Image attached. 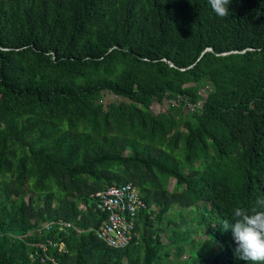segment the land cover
Instances as JSON below:
<instances>
[{
  "label": "trees",
  "instance_id": "1",
  "mask_svg": "<svg viewBox=\"0 0 264 264\" xmlns=\"http://www.w3.org/2000/svg\"><path fill=\"white\" fill-rule=\"evenodd\" d=\"M228 9L0 0V264H251L222 223L264 195V0ZM127 181L154 209L113 247L91 194Z\"/></svg>",
  "mask_w": 264,
  "mask_h": 264
},
{
  "label": "built area",
  "instance_id": "2",
  "mask_svg": "<svg viewBox=\"0 0 264 264\" xmlns=\"http://www.w3.org/2000/svg\"><path fill=\"white\" fill-rule=\"evenodd\" d=\"M93 197L96 207L105 212V218L96 229L97 237L113 247H124L133 241L135 218L139 211L147 210L134 186L130 182L109 185L95 191ZM50 223L46 222L43 226ZM69 225L67 221L57 222L58 229Z\"/></svg>",
  "mask_w": 264,
  "mask_h": 264
},
{
  "label": "clouds",
  "instance_id": "3",
  "mask_svg": "<svg viewBox=\"0 0 264 264\" xmlns=\"http://www.w3.org/2000/svg\"><path fill=\"white\" fill-rule=\"evenodd\" d=\"M229 2L230 0H208L212 11L221 18L229 16ZM131 184L137 191L135 185ZM93 193L91 196L95 199ZM151 209H154V207L147 205V210H144V212L148 214ZM148 217L151 218L152 215L149 214ZM231 217V222L229 220L223 221L222 228L223 231L230 230L232 233V239L235 243V256L242 261L251 262V264H264V195L258 196L251 207H234Z\"/></svg>",
  "mask_w": 264,
  "mask_h": 264
},
{
  "label": "rangeland",
  "instance_id": "4",
  "mask_svg": "<svg viewBox=\"0 0 264 264\" xmlns=\"http://www.w3.org/2000/svg\"><path fill=\"white\" fill-rule=\"evenodd\" d=\"M114 99H117V97L114 95H111V94H104V96H103V101L114 100ZM169 103L175 104L173 101L168 102L166 99H163L160 102H153L150 105V110L153 112L163 111L166 109V107ZM172 184H173V179L169 178L168 185H167L169 189L171 188ZM173 209H170L169 211H173ZM199 236H202V235H199Z\"/></svg>",
  "mask_w": 264,
  "mask_h": 264
},
{
  "label": "crops",
  "instance_id": "5",
  "mask_svg": "<svg viewBox=\"0 0 264 264\" xmlns=\"http://www.w3.org/2000/svg\"><path fill=\"white\" fill-rule=\"evenodd\" d=\"M141 222V221H140ZM144 223V222H143ZM147 224V223H146ZM135 238H137V233L135 232Z\"/></svg>",
  "mask_w": 264,
  "mask_h": 264
}]
</instances>
